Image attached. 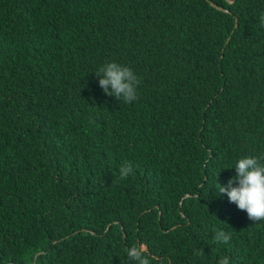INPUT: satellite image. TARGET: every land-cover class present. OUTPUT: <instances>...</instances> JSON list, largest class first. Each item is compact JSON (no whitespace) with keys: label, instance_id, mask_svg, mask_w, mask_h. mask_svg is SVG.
Returning a JSON list of instances; mask_svg holds the SVG:
<instances>
[{"label":"trees","instance_id":"1","mask_svg":"<svg viewBox=\"0 0 264 264\" xmlns=\"http://www.w3.org/2000/svg\"><path fill=\"white\" fill-rule=\"evenodd\" d=\"M261 14L264 0H0V264H131L141 243L150 264H264V221L217 191L264 156ZM112 61L137 100L104 94Z\"/></svg>","mask_w":264,"mask_h":264},{"label":"clouds","instance_id":"2","mask_svg":"<svg viewBox=\"0 0 264 264\" xmlns=\"http://www.w3.org/2000/svg\"><path fill=\"white\" fill-rule=\"evenodd\" d=\"M261 27H264V14L260 16ZM100 77L99 85L107 96H114L117 100L123 99L131 103L138 99L137 88L140 79L134 71L115 61L100 66L95 73ZM111 89V90H109ZM264 156H245L236 162V175L230 178L226 185H219L218 194H226L229 202L236 204L239 210L247 213L248 219L253 222L264 221ZM120 179H126L133 172L131 162L121 165ZM236 186H233V185ZM233 205V204H232ZM215 242L229 243L231 234L223 230L215 232ZM144 244L133 245L127 249V257L131 264H150ZM150 254V253H148ZM198 254V253H196ZM217 264H230L227 256L220 258Z\"/></svg>","mask_w":264,"mask_h":264},{"label":"water","instance_id":"3","mask_svg":"<svg viewBox=\"0 0 264 264\" xmlns=\"http://www.w3.org/2000/svg\"><path fill=\"white\" fill-rule=\"evenodd\" d=\"M212 4V3H211ZM213 5V4H212Z\"/></svg>","mask_w":264,"mask_h":264}]
</instances>
